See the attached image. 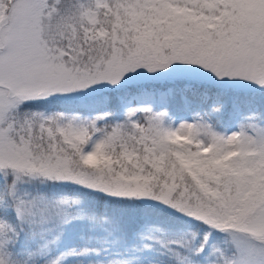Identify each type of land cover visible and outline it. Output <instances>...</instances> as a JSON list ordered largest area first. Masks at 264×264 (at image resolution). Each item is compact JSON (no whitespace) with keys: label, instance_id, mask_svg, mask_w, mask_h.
<instances>
[{"label":"rangeland","instance_id":"374dc122","mask_svg":"<svg viewBox=\"0 0 264 264\" xmlns=\"http://www.w3.org/2000/svg\"><path fill=\"white\" fill-rule=\"evenodd\" d=\"M89 1V7L71 13L59 11L63 0H0V176L8 178L11 184L53 178L106 194L140 195L146 193L136 185L128 186L121 181L130 174L121 176L117 172L116 175L112 168L89 172L82 165L102 164L108 149L115 146L134 149V152L141 150L143 145L157 151L174 148V157L180 156L182 149L187 147L192 153L191 165L201 173L208 165L207 160L214 163L213 158H217L222 171L227 173L228 180L224 182L234 184L233 201L225 203L234 204L232 208L226 204L225 209L221 203V208L227 210L224 219L214 217L205 208L197 212L195 203L175 204L182 211L193 210L195 218L205 224L201 232L205 238L210 236L208 226L230 231L244 223L241 234H237L238 231L229 234L234 242H240L246 263L264 264V251L248 238V235H264V117L255 120L254 104L247 107L242 117H238L235 108L232 117L238 120L229 122L222 112L217 114L212 108L205 110L193 106L167 110L168 90L157 92L141 85L131 97L122 100L121 107L127 113L119 120L107 108L90 116L59 110L46 113L24 107L36 99L79 97L88 89L120 86L140 78V73H132V70L142 71L145 65L161 70L160 60L139 55L146 50L140 42L128 40L123 20L115 18L107 34L106 26L102 25L103 17L113 11L121 15L122 5L118 0ZM171 1L176 2L170 0L167 8ZM181 1L184 8L179 0L176 4L182 13L198 21L209 20V30L217 28L225 15L223 10L216 8L224 7L225 0ZM205 2L209 4L203 6ZM95 36L105 37L93 40ZM168 59L175 73L254 89L264 84V21L253 24V34L247 41L240 34L235 38L223 36L220 42H207L206 48L193 57L182 52ZM182 87L190 89L189 84ZM202 101L205 102V97ZM215 104L210 102L209 106ZM154 105H157L155 110ZM127 120L134 123L135 133L126 131ZM216 185H204L203 193L214 202L225 201L226 198L219 196L221 191ZM144 188L150 196L156 195ZM166 196L164 191L158 198L167 201ZM36 205L31 198L22 200L15 214L21 220H26L25 215L34 220L39 214H46L61 224L85 219V215L68 212L72 204L64 198H53L52 204L46 205L48 208L44 205L35 208ZM258 205L262 208L257 218L245 222L248 213ZM0 207L6 209L4 197L0 198ZM88 222V228L101 224L92 213ZM71 240L73 251L67 254L68 264H169L170 257L175 259V264H232L234 259V254L224 247L229 243L227 234L221 235L217 246L212 244L210 252L195 263L190 258L193 249L180 239V232L158 225H146L127 237L122 246L95 239L100 245L96 258L93 256L97 250L84 233ZM9 241L10 226L0 217V264H35L8 254ZM118 247L121 250L114 255L113 249ZM60 258L59 254L54 255L46 258L44 264H66Z\"/></svg>","mask_w":264,"mask_h":264},{"label":"trees","instance_id":"16d2710c","mask_svg":"<svg viewBox=\"0 0 264 264\" xmlns=\"http://www.w3.org/2000/svg\"><path fill=\"white\" fill-rule=\"evenodd\" d=\"M118 1L122 5L121 15L113 11L108 13L107 17H103L105 20L102 25L106 26L107 34L110 30L109 24L115 18L123 20L126 23L123 31L128 40H131L132 43L140 42V45L146 50L145 53L139 55L145 59L160 60L161 70L145 65L142 71H137L136 68L132 70V73H140V78L130 80L120 86L88 89L89 92L87 91L79 97L68 96L61 99L50 96L36 99L26 103L25 108L46 111V113L51 110H59L90 116L97 115L107 108L106 110L112 111L113 116L119 120L127 113L121 107L122 100L131 97L142 85L157 92L163 89L168 90L170 94L167 95L168 101L165 107L167 110L172 108L184 110L193 106H200L205 110L212 108L217 114L222 112L225 116L224 119L227 117V121L231 122L238 120L232 117V111L235 108L238 110V117H242L247 107L254 104L256 106V111L253 112L255 120H263L264 84H259L254 89H244L227 81H206L202 78L192 77L187 73H175L172 65L168 63V58L172 59L173 56H178L182 52L193 57L202 48H206L207 42H220L223 36L235 38L240 34L241 38L247 41V38L253 34V24L264 21V0H225L222 5L224 7H216L218 10H223L225 15L221 24L214 30L208 29L209 20L198 21L191 15L182 13L179 5L181 4L183 8L185 5L181 0H179V5L176 4L178 0L171 1V5H169L171 10L166 7V3L170 0ZM89 3V0H63L59 11L68 10L75 13L78 9L89 7ZM208 4L209 2H205L203 6ZM205 17L208 18V15L205 14ZM97 25L100 23L98 22ZM114 28L117 27L114 26ZM222 29H224V33H221ZM119 30L120 28L117 32ZM101 37L95 36L93 40H98ZM133 51H135L134 48ZM164 61H167V64ZM183 84H189L190 89L183 90ZM204 97L205 102L202 101ZM210 102H216V104L211 107L209 106ZM155 109H157V105H154L153 110ZM127 123L129 126L126 131L135 133L134 123L131 120H127ZM133 150L112 147L106 152L102 164L94 166L83 164L82 168L96 173L112 168L111 170L116 175H118L117 172L121 176L130 174L121 181L128 186L136 185L146 194H106L84 186L67 185L53 178L11 184L8 178L0 176V198L4 197L6 201V209L0 207V217L5 224L10 226L7 253L16 257L17 260L24 259L35 264H44L46 258L59 254L60 260L63 258V263L68 264L67 254L73 251L70 242L74 236L78 237L84 233L86 239H91L92 247L97 250L96 255L93 256L96 258L100 245L95 239H105V243L112 241L117 246H122L127 237L137 233L146 225H158L164 229L170 227L180 232V239L189 243L193 249L190 258L195 263L200 262L203 255L210 252L212 244L217 246L221 235L227 234L229 243L224 247L227 252L230 251L234 254L232 264H248L245 262L244 250L240 249V242L236 240L234 242L229 234V232L236 231L240 232H236L237 234H241V229L245 228L244 223L237 224L230 231H221V229L208 226L210 236L205 238L201 233L205 224L195 218L193 210L188 208L182 211L181 207L175 204L178 202L195 203L197 212L205 208L214 217L224 219L227 210L221 208V203L226 209V200L233 201L234 184L224 182L228 180L227 173L222 171L217 158H213L214 163L207 160L208 165L203 167L204 172L201 173L199 168L191 165L192 153L187 147L183 148L181 155L177 157L173 156L174 148L157 151L143 145L141 150L137 152ZM78 154H76L77 158H79ZM80 163L83 162L80 160ZM203 181L204 183H202ZM206 184L212 186L218 184L216 186L221 191L219 196L226 198L225 201L221 199L217 203L210 200L203 193V187ZM144 187L156 192L157 196L155 194L150 196ZM161 187L162 189L159 190L158 188ZM164 191L167 192L165 198L167 201L158 198ZM56 197L64 198L69 205L72 204L67 210L68 212L73 211L85 215V219L61 224L57 219L46 216V214H39L34 220H31L29 215H25L26 220H21L15 214V210L22 200L31 198L37 203L35 208H39L41 205L44 207L51 205L52 199ZM232 206L229 207L232 208ZM261 208L262 205H258L250 211L245 222L249 223L256 219ZM91 213L101 222L99 227L88 228V217ZM83 226L88 228L87 231L82 229ZM248 238L264 251V235H248ZM120 250L121 247L114 248V255ZM101 252L106 254V251ZM170 259L172 261L169 264H175V259L171 257Z\"/></svg>","mask_w":264,"mask_h":264}]
</instances>
